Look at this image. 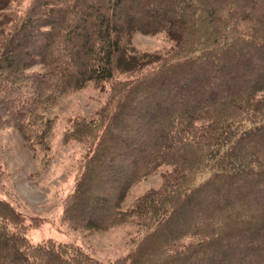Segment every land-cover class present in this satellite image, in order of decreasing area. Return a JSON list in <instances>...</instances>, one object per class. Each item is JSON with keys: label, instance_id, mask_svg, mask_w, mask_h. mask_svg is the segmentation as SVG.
<instances>
[{"label": "trees", "instance_id": "1", "mask_svg": "<svg viewBox=\"0 0 264 264\" xmlns=\"http://www.w3.org/2000/svg\"><path fill=\"white\" fill-rule=\"evenodd\" d=\"M135 33L171 46L139 51ZM89 84L105 98L63 132L86 149L62 215L139 238L110 261L33 243L0 198V264H264V0H0V129L46 145L50 108Z\"/></svg>", "mask_w": 264, "mask_h": 264}, {"label": "rangeland", "instance_id": "2", "mask_svg": "<svg viewBox=\"0 0 264 264\" xmlns=\"http://www.w3.org/2000/svg\"><path fill=\"white\" fill-rule=\"evenodd\" d=\"M30 0H13L22 10ZM132 45L139 51H163L171 46L164 33H135ZM105 92L92 84L63 95L50 108L54 119L46 145L26 142L13 127L0 129V198L8 200L25 217V232L33 242L54 239L74 243L101 261L127 254L139 238L136 228L120 224L107 230L79 228L62 215L64 197L72 190L86 146L80 141L63 142L70 118L91 117L100 108ZM164 165L134 183L126 193L123 208L143 192L156 188Z\"/></svg>", "mask_w": 264, "mask_h": 264}]
</instances>
